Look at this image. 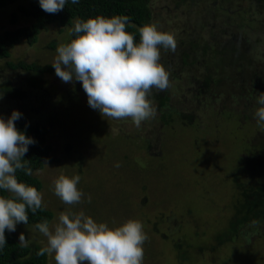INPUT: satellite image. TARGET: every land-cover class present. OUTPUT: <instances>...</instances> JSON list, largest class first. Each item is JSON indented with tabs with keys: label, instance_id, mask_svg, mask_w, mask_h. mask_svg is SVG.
I'll use <instances>...</instances> for the list:
<instances>
[{
	"label": "rangeland",
	"instance_id": "obj_1",
	"mask_svg": "<svg viewBox=\"0 0 264 264\" xmlns=\"http://www.w3.org/2000/svg\"><path fill=\"white\" fill-rule=\"evenodd\" d=\"M188 1L194 3L191 13L183 4L177 7L180 0H150V23L173 34L176 49H161L160 63L169 73L170 87L153 89L149 99L156 116L140 127L130 118L102 117L88 105L78 81L64 83L55 72L6 71L5 78L27 90L29 98L6 99L0 92V115L7 119L17 110L47 129L46 141L57 161L33 175L42 184L45 208L53 213L50 223L69 210H83L110 227L138 220L148 237L143 264H264L263 224L248 223L236 235L222 236L235 214L228 202L235 191L230 172L242 153L264 149V126L253 116L256 106L244 107L255 105L264 92V11H257L249 24L241 8L254 4L251 0ZM16 12V5L0 10V32L30 26L20 13L17 23L10 24ZM69 30L61 32L50 24L35 44L22 38L11 49L12 58L53 63L58 45L69 40ZM52 42L55 49L48 48ZM249 87H254L252 98H233ZM43 91L50 96L45 107L40 101ZM257 151L247 164L253 167L242 170L247 175L239 171L240 185L258 177V171L264 175V151ZM193 167L203 170L199 193L178 186L186 178L192 185ZM61 173L81 176V204L65 205L54 194L52 182ZM13 233L18 240L23 233L29 246L46 244L31 225L19 223ZM47 257V264H55L54 257Z\"/></svg>",
	"mask_w": 264,
	"mask_h": 264
},
{
	"label": "clouds",
	"instance_id": "obj_2",
	"mask_svg": "<svg viewBox=\"0 0 264 264\" xmlns=\"http://www.w3.org/2000/svg\"><path fill=\"white\" fill-rule=\"evenodd\" d=\"M67 2L39 0V5L45 12L56 14ZM71 3L78 4L79 0ZM129 26L135 27L126 15L77 18L69 30V42L58 47L56 44L57 55L51 65L62 82H81L84 91L80 92L86 94L88 105L102 117L130 118L140 127L143 121L156 116L149 99L153 89L162 92L170 87L169 73L160 63L161 49L174 52L176 40L157 24L146 23L138 28L136 43L134 35L126 31ZM253 116L264 126V92L256 98ZM21 117L17 110L7 119L0 115V190L8 194H0V249L7 243L5 230L14 232L17 224H28L29 211L36 214L46 207L42 193L16 177L17 170L31 175L24 157L29 145L35 143L16 128L15 122ZM80 180V175L61 173L52 182L54 194L65 205L81 204L84 193L77 187ZM35 228L46 238L37 255L54 257L55 264H143V245L148 237L138 220L128 219L110 227L83 210H69L59 212L51 223L45 219L35 224ZM19 244L22 248L29 246L23 233Z\"/></svg>",
	"mask_w": 264,
	"mask_h": 264
},
{
	"label": "trees",
	"instance_id": "obj_3",
	"mask_svg": "<svg viewBox=\"0 0 264 264\" xmlns=\"http://www.w3.org/2000/svg\"><path fill=\"white\" fill-rule=\"evenodd\" d=\"M232 1L235 2L236 0H231V2ZM251 1H253L254 4L250 3L248 8H241L245 10L246 15L250 17L246 19L249 24L255 22L253 17L256 15L257 11L260 13L264 11V0ZM182 4L184 8H187L189 10L188 12L191 13V8L194 3H191L188 0H180L177 7H181ZM11 5H16L18 12L12 14L10 24L17 23L19 20V13L26 17V19L30 20L31 24L30 26L16 27L13 30L6 29L0 32V62L3 61V67L0 63V92L6 97V99H8L7 95L10 98L20 97L22 100H24L25 97L29 98L27 90L21 91L15 86V83L10 79L5 78L6 71L24 70L27 72H39L40 74L55 72V69L51 65L52 63H47L45 65L38 62L27 63L22 59L15 60L12 58L11 49L18 45L22 38L26 39L30 45H33L36 43L41 31L45 30L50 24H56L60 28V31L64 32L65 30H68V28L71 29L73 27V21L77 18L86 20L97 15L109 18L115 15H126L130 18L131 24L135 25V27H127L126 31L132 33L135 42L138 43V28L146 23H150L152 17L150 0H79L78 4H73L71 3V0H68L64 9L56 14H49L42 10L39 5V0H24L22 3H19V0H0V10H4ZM55 44L56 42H52L48 45V48L55 49ZM189 59H191V57H189ZM221 67L222 64L219 63V68ZM220 73L223 74V71L220 70ZM204 82L206 85L209 82V78L206 80L204 79ZM39 87L41 89L42 85H39ZM78 87L81 91H84L81 82H79ZM253 90L254 87L245 88L234 95L233 98L245 102L253 97ZM39 93H41L40 101L44 104L43 107L48 106L50 102L49 93L47 91H43V93H47L45 95H43L42 92ZM254 106H256V103L255 105L244 107L246 110H250ZM21 114L22 117L15 122V126L18 130L24 132L26 136L33 138L35 143L29 145V150L24 157V159L28 160L29 167L32 170L31 175L25 174L23 170H17L16 177L19 182H24L33 186L39 191L42 184L33 173L41 170L44 164H50L57 160L51 156L53 148L46 141L47 129L44 125L41 123L32 124L28 121L29 115L27 116L25 113ZM248 145L250 144L248 143ZM257 149L264 151L263 148H250L251 153L248 155L242 153V156H239L241 159L240 163L237 159L238 161L235 169L230 172L229 178L233 180L235 194H231V200L228 202H233L235 214L231 218L227 231L222 235L223 237H226L228 233L236 235L243 226L248 223H253V221L258 222L256 225H264V175L260 173L261 171H258V177H252L248 182L243 180L241 185L239 184V171H241V174L247 175L243 171H246L247 168L250 169L253 167V165L248 167L247 164L251 162L253 155L252 151H257ZM256 153H258V151ZM191 170L192 173H194L192 185L188 184V179L186 178L184 180L185 183H181L178 186L183 188L188 187L190 193L193 190H196L199 193V183L202 180L201 177L203 175L200 172L202 168L193 167ZM189 171L190 168L188 167V172ZM181 175L186 176L187 174L183 173ZM0 194L5 196L8 195L6 192H3V190H0ZM239 197H241L240 201ZM28 217V225L33 226L34 229L38 231V229L35 228V224L43 222L45 219L50 222L53 218V213L45 208V210L42 211L38 210L36 214H32L29 211ZM5 238L7 243L2 249H0V264H47V254L44 256L37 255L41 246L32 245L27 248H22L16 235L8 230H5ZM217 239L221 240L222 238L221 236H218Z\"/></svg>",
	"mask_w": 264,
	"mask_h": 264
}]
</instances>
